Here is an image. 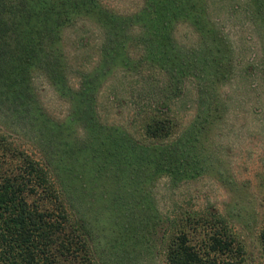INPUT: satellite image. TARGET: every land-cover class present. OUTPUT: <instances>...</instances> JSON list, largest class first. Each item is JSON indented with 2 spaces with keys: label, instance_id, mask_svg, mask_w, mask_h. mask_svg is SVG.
<instances>
[{
  "label": "trees",
  "instance_id": "obj_1",
  "mask_svg": "<svg viewBox=\"0 0 264 264\" xmlns=\"http://www.w3.org/2000/svg\"><path fill=\"white\" fill-rule=\"evenodd\" d=\"M244 12L260 35L264 84V0H246ZM84 18L104 33L103 65L80 76L67 119L53 123L32 107V76L41 73L65 95L62 35ZM180 24L197 35L195 47L176 41ZM225 38L211 18L209 0H142L131 14L108 10L100 0H0V106L11 105L22 118L31 114V140L52 143L49 153L36 157L0 130V264H108L101 260L105 255L155 237L159 227L167 264H220L219 256L234 249L241 254L222 216L164 221L148 190L159 178L177 184L206 169L200 164L209 155L202 149L221 118V87L233 79L235 49ZM107 63L130 71L151 90L141 139L100 120L97 95L109 74ZM152 73L163 78L158 90L150 84ZM187 82L195 116L177 130L175 118L162 110L184 95ZM72 126L76 131L70 134ZM192 224L206 229V251L191 244ZM259 242L264 255V221Z\"/></svg>",
  "mask_w": 264,
  "mask_h": 264
},
{
  "label": "rangeland",
  "instance_id": "obj_2",
  "mask_svg": "<svg viewBox=\"0 0 264 264\" xmlns=\"http://www.w3.org/2000/svg\"><path fill=\"white\" fill-rule=\"evenodd\" d=\"M100 2L108 10L121 14L134 13L142 5V0ZM245 3L246 0H209L211 18L234 47L235 56L233 79L221 87L224 94L221 118L212 126L209 141L202 149L204 157L209 155L208 160L200 164L206 169L195 178L177 184H171L165 176L148 188L151 201L164 221L198 219L210 213L225 219L236 241L234 248L240 246L242 252L239 254L234 249L231 254L219 256L220 264H264L259 242L264 221V84L259 73L263 48L258 30L244 12ZM103 38L99 24L90 18L68 27L61 42L66 64L65 95H60L41 73L35 72L30 83L35 102L32 107L53 123L62 124L69 115L71 91L78 89L80 76L103 65L100 56ZM175 38L184 47L197 45V35L186 24L177 26ZM105 66L109 74L101 79L102 86L97 95L100 120L107 125L123 127L130 135L141 139L142 117L152 108L146 97L149 89L130 71L119 70L110 63ZM150 77V84L158 90L163 78L156 73ZM192 88L187 82L184 95L174 97L169 109L162 110L175 118L177 130L187 128L195 116L196 100ZM66 90L70 91L66 93ZM135 105H139L142 112ZM15 113L11 105L0 106V130L11 133L21 147L36 157L39 151L49 153L51 150L47 147L52 143L45 145L42 141L31 140L33 124L30 120L36 118L31 119V114L22 118ZM75 131L76 126L68 129L70 134ZM192 226L191 244L206 251L203 247L207 242L206 229ZM95 232L101 240L102 228L97 226ZM161 232L159 227L155 237L147 236L141 242L136 240L135 246H132L135 242L132 240L126 252L110 255L111 258L105 255L101 260L108 264H167L160 245Z\"/></svg>",
  "mask_w": 264,
  "mask_h": 264
}]
</instances>
